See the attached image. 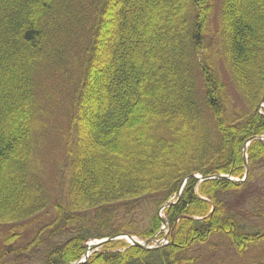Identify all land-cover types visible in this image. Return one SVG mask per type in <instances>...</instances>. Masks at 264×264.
<instances>
[{
	"label": "trees",
	"instance_id": "1",
	"mask_svg": "<svg viewBox=\"0 0 264 264\" xmlns=\"http://www.w3.org/2000/svg\"><path fill=\"white\" fill-rule=\"evenodd\" d=\"M263 96L264 0H0V264H69L89 240L161 237L158 210L184 180L162 211L166 246L110 242L84 264L264 251V145H249L242 183L194 177H243ZM55 136L64 160L47 177ZM26 228L32 240L12 248Z\"/></svg>",
	"mask_w": 264,
	"mask_h": 264
},
{
	"label": "rangeland",
	"instance_id": "2",
	"mask_svg": "<svg viewBox=\"0 0 264 264\" xmlns=\"http://www.w3.org/2000/svg\"><path fill=\"white\" fill-rule=\"evenodd\" d=\"M236 103L239 104L237 101ZM53 121H59L54 123L61 127L63 117L61 115H53L52 122ZM51 133H53V135H59L60 132L58 129L57 130L55 129V130H51ZM49 142H50V146L47 145V147L44 148V151L41 155V158L43 159V161L45 160V163L47 164V168H48V171L46 172L47 177L51 176V174L55 172V168H57V164H58L56 162L58 161L62 162L64 160V153H63L64 149L62 146H60L61 143L59 144V141L57 142V137L55 136L54 138H51ZM55 178H56V174H55ZM255 185H256L254 188L255 191L259 192L264 190V185H261L259 183H256ZM162 232H166V229L165 230L162 229ZM4 235H5V229L4 227L0 226V252H2V250H5L4 247H2V239ZM21 239L22 240L20 242H17V244L15 243L12 246V248L16 246L24 247L25 245H27V243L32 240V228L31 229L26 228L22 233ZM157 240L160 239H157V237L153 238L152 244H155ZM88 243H91V241H89ZM223 246L224 245H220L219 250H217L218 252L214 255L208 253L211 250V248H208L207 246L206 248H203L201 254L205 258L209 259V261L207 260L206 262L210 264H254V262H259L261 260H264V251L260 248H256L252 250L250 249L249 251L244 252L240 257H237L234 255V252L226 249ZM28 255L31 256V260L35 257L32 261L28 262V264H40L38 262L39 258L36 257V255H32V254H28ZM20 264H25V263H20Z\"/></svg>",
	"mask_w": 264,
	"mask_h": 264
},
{
	"label": "water",
	"instance_id": "3",
	"mask_svg": "<svg viewBox=\"0 0 264 264\" xmlns=\"http://www.w3.org/2000/svg\"><path fill=\"white\" fill-rule=\"evenodd\" d=\"M264 102V97L262 98L261 100V103ZM253 140H257V141H260L261 143L264 144V137L263 138H259V137H253V138H250L246 141V143L244 144L243 146V152H244V164H245V169H247V162H246V159H245V149L247 147V145L253 141ZM246 175L247 173H245L244 175V178H246ZM213 178H217V179H220V180H230V181H233L231 178H229V176H225V175H218V176H215ZM207 179H211V177H206L204 178L203 180H207ZM243 180H234V182H242ZM183 184H181V186L179 187L175 197H179L180 193H181V190H182V187H183ZM173 203L171 201H169L167 204H165L164 206H162V208L160 210H163L164 208L166 207H169L171 206ZM161 222L163 225H166L167 222L164 218H161ZM167 238V237H165ZM122 239H126L131 246L133 247H137L139 249H142V250H154V249H157L158 246H155V247H149L148 244L150 242V240L148 241H145V242H140V241H137L135 240L133 237L131 236H128V235H118V236H114V237H111L109 239H104V240H100V241H94L92 244H89V245H86L87 247V252L85 254V256L75 262V263H70V264H84L88 258L95 252L97 251L98 249H100L103 245H105L106 243H109V242H113V241H117V240H122Z\"/></svg>",
	"mask_w": 264,
	"mask_h": 264
}]
</instances>
